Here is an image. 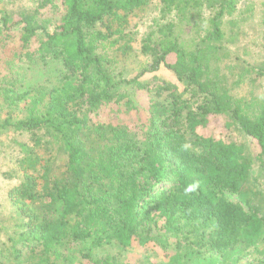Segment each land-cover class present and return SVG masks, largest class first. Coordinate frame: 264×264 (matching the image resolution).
Returning a JSON list of instances; mask_svg holds the SVG:
<instances>
[{"label": "trees", "instance_id": "16d2710c", "mask_svg": "<svg viewBox=\"0 0 264 264\" xmlns=\"http://www.w3.org/2000/svg\"><path fill=\"white\" fill-rule=\"evenodd\" d=\"M36 1L35 9L0 10V48L10 54L2 62L0 97L8 107L24 102L26 110L16 121L11 115L0 120V132L28 133L26 141L14 142L21 180L0 203L1 264L18 255L29 264H57L65 242L83 245L87 259L112 242L159 249L150 229L171 228L178 215L212 226L210 246L225 261L235 245L255 244L264 234V214L233 195L248 192L251 160L264 165V95L247 99L232 90L243 73L231 74L235 67L226 63L224 23L237 0H161V12L173 19L142 41L151 62L141 73L165 66L186 85L178 93L164 83L163 101L154 99L140 74L127 78L122 66L133 47L129 17L151 0H61L51 29L40 9L55 0ZM190 21L197 34L186 40L176 30ZM17 26L19 44L10 45ZM49 59L69 68L58 86L14 92L20 63ZM127 85L148 93L146 122L136 130L129 116L138 108ZM112 104L126 106L123 121L96 120ZM214 117L224 118L228 134L236 127L244 132L253 141L252 155L236 140L203 130ZM56 205V218L39 212ZM260 253L246 264H264V249Z\"/></svg>", "mask_w": 264, "mask_h": 264}, {"label": "rangeland", "instance_id": "374dc122", "mask_svg": "<svg viewBox=\"0 0 264 264\" xmlns=\"http://www.w3.org/2000/svg\"><path fill=\"white\" fill-rule=\"evenodd\" d=\"M61 0H55L54 5H48L40 9L42 19H46L49 28L53 27L52 22H56L60 17ZM36 0H2L0 10L19 12L22 7L37 8ZM163 4L161 0H151L142 10L132 13L129 17L127 30L131 32L134 39L132 49L123 59L124 74L127 78H132L140 74V80L148 86L149 93L157 101L165 99L166 92H161L160 87L164 83L177 86L178 93L185 90V84L178 80L176 74L161 66L156 71H146L143 69L150 65L149 56L141 52L142 41L150 34L156 32L166 20L173 19L172 14L164 15L161 12ZM186 22L178 23L177 32L182 38L189 40L196 37L198 29H189ZM20 26L14 27L11 31L12 39L10 45L19 44L18 32ZM224 29L226 32V48L231 55L226 63L231 68V74L243 73L241 80L232 85V90L238 97L249 99L251 96L258 98L264 95V0H237L236 11L225 19ZM8 49L0 48V77L6 71L2 65L3 60L10 54ZM17 78L21 80L15 87V93L31 92L34 94L38 89L51 90L58 86L61 79L69 73V68L62 60H34L20 63L15 70ZM240 77V76H239ZM237 77L234 78V81ZM129 97H131L137 110L129 118L131 128L139 129L146 122V110L149 105L147 90H137L130 85L124 87ZM18 107H8L0 97V120L8 115L14 117V121L26 116L25 103ZM126 109L124 104L109 105L103 107L96 115V120L101 122L112 121L117 123L123 121L119 117ZM118 116V117H117ZM210 126L202 128L206 132L222 134L226 138L236 140L243 144L246 151L252 155L251 147L253 141L239 128L226 130L223 117H214ZM28 133H21L11 130L0 132V203L2 196L14 184L21 180L22 171L17 162L18 151H16L15 141H26ZM44 156V155H42ZM64 163V156L59 157ZM250 180L247 184V193L234 194L237 200L248 199L250 203L258 208L260 214H264V165L259 160H251ZM4 172H12L15 176L8 178ZM35 174L34 172H31ZM41 215L49 218H56L60 214V206L50 208H39ZM213 227L206 225L202 221L189 220L182 215L176 216L173 227L158 230L155 227L150 229V233L158 236V247L131 246L123 247L118 242L106 244L103 247L95 248L92 258L82 257L80 249L83 245L74 242H65L64 257L57 264H96L94 260H107L108 264H246L256 262L262 256L260 253L264 249V234L253 245L239 243L230 252L229 260L225 261L220 254L215 252L210 246ZM87 252V250H85ZM18 257V258H17ZM3 260V264H29L20 255ZM1 259V257H0ZM1 264V261H0Z\"/></svg>", "mask_w": 264, "mask_h": 264}]
</instances>
